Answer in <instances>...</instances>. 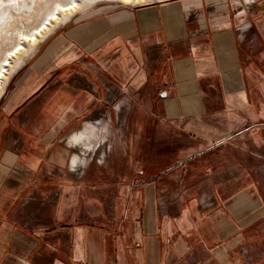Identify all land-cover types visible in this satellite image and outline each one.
<instances>
[{"label": "crops", "instance_id": "crops-1", "mask_svg": "<svg viewBox=\"0 0 264 264\" xmlns=\"http://www.w3.org/2000/svg\"><path fill=\"white\" fill-rule=\"evenodd\" d=\"M247 3H99L50 32L0 98V264H264V0ZM99 109L107 150L74 172Z\"/></svg>", "mask_w": 264, "mask_h": 264}, {"label": "bare ground", "instance_id": "bare-ground-1", "mask_svg": "<svg viewBox=\"0 0 264 264\" xmlns=\"http://www.w3.org/2000/svg\"><path fill=\"white\" fill-rule=\"evenodd\" d=\"M94 1H103V0H57L54 6L48 11L46 16L38 22L37 25H33L31 30L19 32L20 36L18 41L7 50L6 54L2 58L0 63V97L4 90V87L10 78L12 72L15 70L18 62L24 58L26 59V54L29 49L35 48L62 20H67L76 12L83 10L84 7H87L90 3ZM125 3H139L146 0H120ZM24 30V29H23ZM18 33V34H19ZM111 93L109 99L112 100L118 94L117 90L114 89V86L110 89ZM117 105V110L119 111V116L123 113L125 108L123 107V101H119ZM102 108V107H101ZM107 109H99L95 115L90 117V122L99 126L104 120L107 121L108 117ZM104 123V122H103ZM93 133V130L83 129L82 131L74 134L72 136V143L75 146V152L72 157L71 169L74 172H79L86 163L88 155H90L95 147L94 138L90 135ZM98 142V139H97ZM107 148V147H106ZM100 150V149H98ZM97 150V152H98ZM107 150V149H105ZM94 153V152H93ZM76 161L73 169V161ZM102 160V159H101ZM100 160V161H101ZM99 161V160H98Z\"/></svg>", "mask_w": 264, "mask_h": 264}, {"label": "rangeland", "instance_id": "rangeland-1", "mask_svg": "<svg viewBox=\"0 0 264 264\" xmlns=\"http://www.w3.org/2000/svg\"><path fill=\"white\" fill-rule=\"evenodd\" d=\"M56 1L57 0H0V60H2V58L6 54L7 50L9 48H11L16 43V41H18L17 39H19V36H20L19 32L26 31V30L29 31L32 29V27L37 25L38 22H40V20L43 19L46 16V14L48 13V11L54 6ZM64 1H66V0H64ZM150 1H156V0H146L144 2H139L136 4L150 2ZM250 1L251 0H231V7L233 8V10L235 12H238L241 10V8H244V5L247 2L250 3ZM99 3L101 5L102 4H104V5H118V4H124L125 2L120 1V0L94 1V2L90 3L87 7H84L83 10H85L91 6H94V5H98ZM130 4H133V3H130ZM80 11H82V10H80ZM80 11H78V12H80ZM67 20L60 21L58 24H56L54 26V28L57 25L63 24V22H65ZM44 39L41 42H43ZM41 42L37 46H39L41 44ZM36 47L28 50L27 54L25 55L26 56L25 61L34 52ZM25 61H24V58H22L18 62L15 70L20 65H22ZM0 63H1V61H0ZM5 87H6V85H5ZM5 87H4V89H5ZM122 98H123V94H121L120 96L115 98L113 100V103L116 104L118 102V99L121 100ZM124 111H123V113H124ZM137 111L138 110H135V114L133 116L138 118ZM96 112L93 115H95ZM130 112H132V110ZM125 115H122L119 119L122 121L123 117ZM103 122L105 123L106 121L104 120ZM103 122L100 123L99 126L93 125L92 128H86V131L87 130H90V131L93 130V133L90 136L92 138H94V141L96 144L95 145L96 148L93 150L94 153L92 152L90 155H88L87 160H89V159L91 160L93 158L96 160L97 158L100 159L103 157V156L101 157L97 153L98 149H100V150H98L100 152L99 154L104 153V150L106 149V145L108 144V141H105L104 137L102 138V135L105 132V124ZM97 139H98V142H97ZM71 142H72V139H71ZM87 160H86V162H87ZM205 259H206V257L200 258L199 260H195V262H192V263L190 262L188 264H220L218 262H213V261H210V262L204 261Z\"/></svg>", "mask_w": 264, "mask_h": 264}, {"label": "built area", "instance_id": "built-area-1", "mask_svg": "<svg viewBox=\"0 0 264 264\" xmlns=\"http://www.w3.org/2000/svg\"><path fill=\"white\" fill-rule=\"evenodd\" d=\"M108 87H109V85H108ZM122 93H123V92L120 91V93H118V95H117L115 98H117L118 96H120ZM115 98H114V99H115ZM114 99H112V100H114ZM52 198H56V194H54V195L52 196Z\"/></svg>", "mask_w": 264, "mask_h": 264}, {"label": "clouds", "instance_id": "clouds-1", "mask_svg": "<svg viewBox=\"0 0 264 264\" xmlns=\"http://www.w3.org/2000/svg\"><path fill=\"white\" fill-rule=\"evenodd\" d=\"M74 166H75V164L73 163V169H74Z\"/></svg>", "mask_w": 264, "mask_h": 264}, {"label": "snow or ice", "instance_id": "snow-or-ice-1", "mask_svg": "<svg viewBox=\"0 0 264 264\" xmlns=\"http://www.w3.org/2000/svg\"><path fill=\"white\" fill-rule=\"evenodd\" d=\"M73 163L75 164V163H76V161L74 160V161H73Z\"/></svg>", "mask_w": 264, "mask_h": 264}]
</instances>
